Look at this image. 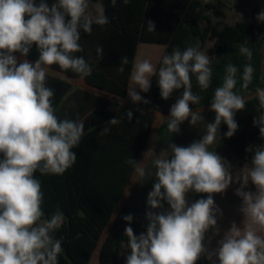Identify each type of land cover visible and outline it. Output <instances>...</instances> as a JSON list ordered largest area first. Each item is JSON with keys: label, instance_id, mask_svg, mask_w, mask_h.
I'll list each match as a JSON object with an SVG mask.
<instances>
[{"label": "clouds", "instance_id": "1", "mask_svg": "<svg viewBox=\"0 0 264 264\" xmlns=\"http://www.w3.org/2000/svg\"><path fill=\"white\" fill-rule=\"evenodd\" d=\"M116 3L111 0L113 7ZM256 19L264 23V10ZM94 23H109L99 0L94 5L92 0H53L51 4L47 0H0V264H58L63 248L54 233L62 227L65 216L57 208L45 218L44 193L35 174L62 175L76 162L73 149L79 145L84 122L57 117L54 90L46 86V77L53 65L81 77L92 75L89 63L74 54L84 50L81 31L91 34ZM147 31H155L151 20ZM33 45L39 52L35 63L27 59L18 63L14 54L27 57ZM103 51L102 46L96 48L98 59L103 58ZM238 51L249 61L239 76L241 89L248 90L255 71L253 52L248 41L241 43ZM128 63L127 56L121 57L117 71L123 73ZM210 65L208 55L196 45L173 48L163 55L159 67L149 60L133 66L128 87L133 103H149L140 92H149L152 78L157 77L162 99L183 90L170 107L168 131L179 133L180 125L188 121L193 127L204 124L205 132L188 146L170 143L171 156L161 153L154 159L156 182L147 204L150 209H160L166 202L170 211H148L146 232L139 235L130 226L132 215L123 217L129 225L124 230L130 250L126 264H198L202 257L212 260L213 256L218 264H264V145L246 148L253 153L252 158L236 171L210 150L218 137L221 141L222 123L227 125L224 138L234 136L239 127L236 113L246 104L234 91L239 69L227 64L223 82L214 89L210 103L214 120L206 121L202 111L190 107L201 102V96L192 91V77L207 90L212 82ZM255 96L262 111L253 124L264 138V87H257ZM132 116L128 111L127 118ZM118 123L117 118L108 121L101 135ZM127 163L139 178L145 176L144 162L130 158ZM234 183L239 185L235 195L241 199L243 226L233 222L215 251L209 253L206 234L210 229L219 233L217 217L222 216L213 196L225 193ZM250 183L255 191L246 190ZM190 193L202 198L190 202Z\"/></svg>", "mask_w": 264, "mask_h": 264}, {"label": "trees", "instance_id": "2", "mask_svg": "<svg viewBox=\"0 0 264 264\" xmlns=\"http://www.w3.org/2000/svg\"><path fill=\"white\" fill-rule=\"evenodd\" d=\"M47 2L51 4L53 0ZM94 2L97 0H92ZM99 2L103 4L109 23L103 26L94 23L91 34L81 31L80 44L84 50L74 54L82 56L89 63L92 75L81 77L71 70L63 71L58 65L49 69L71 79H83L94 90L125 100L129 96L130 75L140 44L163 46V55L170 54L176 47L184 50L199 45V50L208 55L211 61L212 82L207 90H202L195 76L192 77V91L201 96V102L190 107L193 110L209 108L214 89L223 82L225 66L236 65L239 72L234 91L244 97L246 104L243 111L236 113L239 127L234 136L224 138L227 125L223 123L219 134L240 161L233 171L249 162L253 153L245 149L264 145V138L253 124L254 117L262 111L255 89L264 87V23L256 19L261 10L252 13L253 22L231 24L226 21L225 4L213 0H128V3L117 0L114 7L111 0ZM149 20L155 23L154 32L147 31ZM258 32H262L263 36L256 37ZM245 41H248L253 52L251 64L255 69L248 90H242L239 81L243 66L249 62L238 51L239 45ZM209 42H213V46L208 47ZM99 46L104 50L102 59L97 58L96 48ZM14 55L24 57L20 53ZM123 56L128 57L129 63L120 73L117 69ZM38 57L39 52L33 45L24 58L35 62ZM157 79L153 77L149 92L142 93V97L149 101L148 104L141 103L145 111L142 112L100 95L75 89L65 80L47 75L46 86L54 90L53 107L57 117L84 122L79 145L73 149L77 155L76 162L62 175L35 174L44 193L42 209L45 218L50 217L57 208L65 216L62 227L54 233L55 238L62 241L63 248L58 264H90L100 245V264H126L130 250L124 230L129 225L123 217L132 215L130 226L136 235L146 232L147 219L137 217L129 208H123L104 236L136 173L127 161L132 158L141 163L147 150L155 123L154 117L147 111L169 115L170 107L183 91L178 90L164 100L160 96ZM128 111L133 113L131 120L127 118ZM202 115L206 121L212 122L215 114L207 110ZM113 118H117L119 123L110 126L108 134L101 135ZM164 128L167 125L162 126L159 132L162 144L180 142L172 134L164 137ZM192 194V202L202 198L200 194ZM198 264L213 263L207 257H202Z\"/></svg>", "mask_w": 264, "mask_h": 264}, {"label": "rangeland", "instance_id": "3", "mask_svg": "<svg viewBox=\"0 0 264 264\" xmlns=\"http://www.w3.org/2000/svg\"><path fill=\"white\" fill-rule=\"evenodd\" d=\"M225 3V13L227 15L226 21L231 24H235L238 22H253V17L252 13L257 10H263L264 9V0H223ZM93 5L95 4L92 3ZM94 13V8L92 9ZM263 36L262 32H258L256 34V37H261ZM213 46V42L208 43V47ZM162 48V47H161ZM160 46L158 45H151V44H140L139 50H138V60L141 61L144 58H147V51L153 50V51H159ZM163 49V48H162ZM262 54L264 56V47L262 49ZM24 58H18L17 61L21 62L23 61ZM263 70H264V65H263ZM137 92H139V89H136ZM127 104H130V98L129 100L126 101ZM208 108L205 109H198L194 111H202L203 112L207 111ZM164 125L163 119H159L157 117L156 123L154 125V128L152 130V134L150 137V141L147 147V150L145 152L144 158L141 163L144 162L145 166V176L143 178H139L137 174L135 173L133 180L131 182V185H129L113 219L112 222L110 223L108 229L105 232L106 236L112 226L114 225L119 213L123 208H129L131 209L134 214L139 217V218H146V213L148 211H153V212H167L170 211V206L166 202L163 203V207L160 209H150L148 204H147V198H148V193L152 190L153 184L156 182L155 181V167L153 165L154 159L157 157V155L163 153L162 152V147L165 144H162L161 140H159V132L161 126ZM185 125H189L188 121H185L182 124V128H180L179 133H171L168 131L167 128L163 129V136H169V135H174L177 139L182 141L183 146L185 145H190L194 141H198L201 139L202 135L204 134L205 131L202 129V123L197 124V131L199 130L198 134L195 136L196 131H193L190 133L189 130L185 128ZM182 129V131H181ZM186 129V130H185ZM189 132V133H188ZM190 134V136H188ZM189 138H191V143L188 144ZM162 139V138H161ZM164 140V139H163ZM223 143V148H224V159H226L231 165H234L235 162H237L238 158L237 156L233 153V151L222 141ZM211 148V147H210ZM164 154V153H163ZM165 155V154H164ZM128 193V194H127ZM190 201V194L188 197ZM101 246V245H100ZM100 246L97 249L94 258L91 260L90 264H100L99 261V254H100Z\"/></svg>", "mask_w": 264, "mask_h": 264}, {"label": "crops", "instance_id": "4", "mask_svg": "<svg viewBox=\"0 0 264 264\" xmlns=\"http://www.w3.org/2000/svg\"><path fill=\"white\" fill-rule=\"evenodd\" d=\"M213 2H223L224 3L223 0H213ZM158 46H160V45H158ZM164 51H165V48L163 46H160L159 51H153V50L147 51V56H146L147 58H144L143 60H149L154 65L157 66L159 61H160V59H161V57H162V55H163V53H164ZM18 58H24V57H18ZM24 59H26V58H24ZM137 60H138V56L136 58L135 63L137 62ZM29 62L35 63L33 61H29ZM47 75L63 79L66 82H68L71 85H73V87L75 89H80V90H84V91H87V92H90V93H94V94L100 95L102 97H105L107 99H110L112 101L120 102L122 105L128 106V107H130L132 109L145 112L143 107H142V105H141V103H133L131 101V99H130V104H127L126 101L129 100V98H130L129 96L125 100H120V99H118V98H116V97H114L112 95L100 93V92L94 90L91 86H89L83 79H71V78H68V77L64 76L63 74L58 73V72H56V71H54L52 69H48ZM142 93L143 92H140L141 96H142ZM209 108L207 110H209ZM147 113L154 117L155 123H156L157 117H159L160 120L163 119L164 125H167V120L166 119L168 118L169 115L164 116V115L157 114V113H154V112H151V111H147ZM155 123H154V125H155ZM181 126H182V124L180 125V128H182ZM161 128H162V126H161ZM161 128H160V130H161ZM185 128L187 130H189L190 133L193 132V131H196L195 136L199 132V130L197 131V127L196 126L193 127V126L185 125ZM202 129H204V130H201V131H205L204 124H202ZM181 131H182V129H181ZM188 136H190V134H188ZM188 141H190V142H188V144H190L191 143V138H189ZM170 143H175L178 146H183L182 141H180V142L169 141L168 143H165L163 145V147H162V152L166 156H169V157L171 156V150L169 148V144ZM185 146H188V145H185ZM210 150H215L222 158H224L225 152H224V148H223V143H222V140L219 143V137L217 139V143L214 144L213 147L210 148ZM239 162L240 161L238 159L237 162H235L234 165H232V167L233 168L236 167L239 164ZM130 185H131V183H130ZM237 187H239V185L234 183L226 190L225 193H223V194H215L213 196V199L215 201L216 206H218L219 209L222 212V216L218 215V217H217L219 233L218 234H214L215 230L210 229L209 232L206 234L205 246L208 249L209 253H213L215 251V249L218 247V241L220 239H222L224 232L227 231L231 227V224L233 222H235L238 227H242L243 226V216L239 212V208H240V205H241V199L235 195V190H236ZM246 190L255 191V188L250 183L249 186H248V189H246ZM192 198H193V194L190 193V202H192ZM95 253H94L92 259L94 258ZM99 256H100V254H99ZM210 262L213 263V264H218V260L216 259L215 256H213V258H212V260H210Z\"/></svg>", "mask_w": 264, "mask_h": 264}]
</instances>
